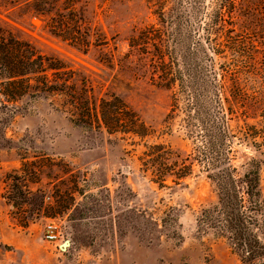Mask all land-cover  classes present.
Listing matches in <instances>:
<instances>
[{
	"label": "rangeland",
	"instance_id": "1",
	"mask_svg": "<svg viewBox=\"0 0 264 264\" xmlns=\"http://www.w3.org/2000/svg\"><path fill=\"white\" fill-rule=\"evenodd\" d=\"M217 7V0H0V17L16 34L84 64L98 92L120 95L148 126L145 136L87 128L54 97L22 98L0 129V264H264V248L243 260L232 233L221 230L209 176L230 165L244 176L258 161L263 206H250L246 223L264 240V135H247L226 114L225 58L211 35ZM64 22L80 45L53 31ZM160 57L166 64L157 70L151 58ZM172 161L190 164L188 173L160 179L158 168ZM18 181L41 195L11 193ZM51 218L63 229L56 242L44 236Z\"/></svg>",
	"mask_w": 264,
	"mask_h": 264
},
{
	"label": "trees",
	"instance_id": "2",
	"mask_svg": "<svg viewBox=\"0 0 264 264\" xmlns=\"http://www.w3.org/2000/svg\"><path fill=\"white\" fill-rule=\"evenodd\" d=\"M217 4L211 35L216 51L225 58L221 70H225L222 97L226 114L236 119L247 135H264V0H217ZM9 23L0 17V129L7 126L22 98L51 96L58 108L84 127L148 134L147 124L120 95L97 91L92 70L60 55L40 51L30 40L16 34ZM67 26L64 22L52 29L80 45V36H69ZM151 61L157 70L166 64L162 57ZM251 118L258 120L252 123ZM234 168L224 166L209 176L219 189L221 230L232 233L243 260H253L260 257L264 248L263 238L246 223L250 206H263L259 163L256 160L244 176L237 177ZM189 169L190 164L177 165L172 161L158 168L157 174L164 180L166 173L183 177ZM18 191L41 195V189L34 191L21 181L11 184V193ZM11 203L22 205L17 200ZM51 207L56 209L55 205ZM203 220L214 222L207 210Z\"/></svg>",
	"mask_w": 264,
	"mask_h": 264
},
{
	"label": "built area",
	"instance_id": "3",
	"mask_svg": "<svg viewBox=\"0 0 264 264\" xmlns=\"http://www.w3.org/2000/svg\"><path fill=\"white\" fill-rule=\"evenodd\" d=\"M44 236L48 241L56 242L63 238V229L61 224L55 219L51 218L45 226ZM60 247H62L60 245Z\"/></svg>",
	"mask_w": 264,
	"mask_h": 264
},
{
	"label": "water",
	"instance_id": "4",
	"mask_svg": "<svg viewBox=\"0 0 264 264\" xmlns=\"http://www.w3.org/2000/svg\"><path fill=\"white\" fill-rule=\"evenodd\" d=\"M69 244V240H66L63 244H61V246L66 247Z\"/></svg>",
	"mask_w": 264,
	"mask_h": 264
}]
</instances>
